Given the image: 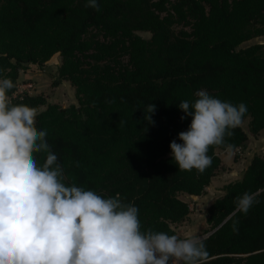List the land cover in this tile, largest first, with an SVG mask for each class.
I'll return each mask as SVG.
<instances>
[{
	"label": "trees",
	"instance_id": "16d2710c",
	"mask_svg": "<svg viewBox=\"0 0 264 264\" xmlns=\"http://www.w3.org/2000/svg\"><path fill=\"white\" fill-rule=\"evenodd\" d=\"M86 2L0 0V79L15 85L10 106L37 109L36 127L47 131L66 185L103 198L119 194L138 208L142 232L178 236L172 224L191 212L179 194L202 195L223 164L216 150L226 149L209 148L212 164L203 173L179 170L169 145L181 143L191 117L182 121L178 104L206 90L244 103L251 134L264 130V43L239 47L264 34V0H97L99 12ZM57 53L59 80L71 82L79 105L15 97L27 64L43 66ZM151 103L154 125L144 120ZM231 131L225 144L232 149L249 139L242 125ZM46 155L34 153L38 166ZM262 189L264 155L256 154L208 207L203 264H264V192L247 215L234 211L237 197Z\"/></svg>",
	"mask_w": 264,
	"mask_h": 264
},
{
	"label": "clouds",
	"instance_id": "9594fccd",
	"mask_svg": "<svg viewBox=\"0 0 264 264\" xmlns=\"http://www.w3.org/2000/svg\"><path fill=\"white\" fill-rule=\"evenodd\" d=\"M86 7L99 12L97 0ZM15 87L0 79V264H203L206 246L199 237L141 231L138 208L125 204L119 194L103 198L75 184L66 185L58 158L47 143V131L36 127L37 109L11 105L8 92ZM196 99L178 104L191 117L186 131L169 147L181 171L203 173L212 164V146L224 145L225 136L241 125L247 106L212 97L206 90ZM155 104L144 120L154 125ZM34 153H46L38 166ZM257 192L235 200V213L247 215L259 203ZM238 220L232 231L238 232Z\"/></svg>",
	"mask_w": 264,
	"mask_h": 264
},
{
	"label": "rangeland",
	"instance_id": "374dc122",
	"mask_svg": "<svg viewBox=\"0 0 264 264\" xmlns=\"http://www.w3.org/2000/svg\"><path fill=\"white\" fill-rule=\"evenodd\" d=\"M177 28H180V26H177ZM137 33L145 38H150L152 36L150 32L144 30H139ZM255 43H264V34L243 42L239 47H247ZM58 57H61V55L57 54L56 57L53 59L51 58L47 62L49 63L48 65L44 64L43 66H35L33 70L39 73L36 79L30 78L29 76L23 74L19 82V85H21V91L18 90L14 96L16 97L17 95H22L26 92L32 94L42 93L46 95L48 101L57 103L62 107L69 106L73 103L79 105L75 93V87L71 84V82L58 80L59 77L56 75V68L58 67L57 61L59 59ZM28 68L32 69L30 66H28ZM28 85L31 86L27 87ZM44 108L45 106H43L41 110ZM249 122L250 117H246L243 119L241 125L251 134ZM225 154L223 153V156H225V161H223L222 166L217 170L216 175L210 185V189H206L205 192L200 195V197L194 199L189 198L190 194L188 193L179 194L180 198L188 201L191 205V212L187 218L184 221L172 224L177 230L178 236L180 238H203L209 234L207 231L211 229V224L208 223L207 219L208 207L210 203L216 197L223 195L225 192V187L228 183L237 180L240 173L242 176L244 171H242V169L244 165H246V163L249 162L254 155H264V143L261 145H252L248 151H235L234 153H230V155L227 156Z\"/></svg>",
	"mask_w": 264,
	"mask_h": 264
},
{
	"label": "crops",
	"instance_id": "0c3cea01",
	"mask_svg": "<svg viewBox=\"0 0 264 264\" xmlns=\"http://www.w3.org/2000/svg\"><path fill=\"white\" fill-rule=\"evenodd\" d=\"M57 54H59V53H57ZM57 54L56 55H54V57H56L57 56ZM54 57H52V59L54 58ZM59 59H58V61H57V64H58V67L56 68L57 69V73H56V75H57V77H59V72H58V70H59V66L61 65V62H62V57H58ZM49 63H46V65H48ZM38 64H33V63H29V64H27V67L24 69V70H22L21 72H20V76H19V79H18V81L20 82V80H21V77L23 76V74L24 75H27V76H29L30 78H34V79H36V77L38 76V72H35L34 70H33V68L35 67V66H37ZM28 66H30V67H32V69H30V68H28ZM59 80V79H58ZM60 81V80H59ZM65 81V80H64ZM66 82H69V81H66ZM18 85H19V83H18ZM21 85H19V89H17V91L16 92H18V90L19 91H21ZM74 88V87H73ZM30 94H32V93H30ZM40 94H42V93H40ZM46 96V95H45ZM253 134H250V136H249V139L244 143V144H242L241 146H239V148H241V151L243 150V151H248L251 147H252V145H258V144H263L264 143V130H261L260 131V133L259 134H257V135H253ZM260 142H262V143H260ZM217 153L220 155V157L222 158V160L223 161H225V156H223V153L227 156V155H230V153L226 150V149H221V148H218L217 150ZM235 151H237V148L236 149H232L231 150V153H234ZM228 158V157H227ZM243 160V159H242ZM245 160V159H244ZM250 162V161H249ZM249 162H247L246 163V165H244V167H243V169H242V171L243 170H245V168H246V166L249 164ZM242 176H241V173H240V175H239V177H238V179H240ZM237 179V180H238ZM210 187L211 186H208L206 189H210ZM198 197H200V195H191L190 194V197L189 198H191V199H194V198H198Z\"/></svg>",
	"mask_w": 264,
	"mask_h": 264
},
{
	"label": "built area",
	"instance_id": "2783aa9c",
	"mask_svg": "<svg viewBox=\"0 0 264 264\" xmlns=\"http://www.w3.org/2000/svg\"><path fill=\"white\" fill-rule=\"evenodd\" d=\"M29 86H31V85H28L27 87H29ZM24 88H26V87H24ZM237 151L241 152V148L238 147Z\"/></svg>",
	"mask_w": 264,
	"mask_h": 264
}]
</instances>
